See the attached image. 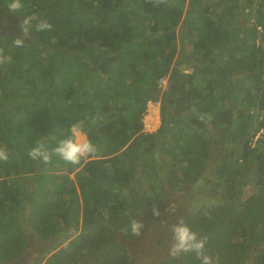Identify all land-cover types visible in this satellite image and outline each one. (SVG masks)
Here are the masks:
<instances>
[{"label": "trees", "instance_id": "1", "mask_svg": "<svg viewBox=\"0 0 264 264\" xmlns=\"http://www.w3.org/2000/svg\"><path fill=\"white\" fill-rule=\"evenodd\" d=\"M6 1L0 49L11 62L0 65V147L8 153L0 161V263L21 255L29 239L45 248L73 227L77 234L61 248L56 241L39 249L35 264H132L129 243L144 236L131 234L130 221L152 208L145 235L162 247L157 230L167 221L161 204L168 188L177 180L202 185L204 196L212 177L224 187L221 201L198 203L183 221L208 237L215 264H264V169L256 174L258 192L239 196L264 140V0L242 34L232 20L254 0H21L15 14ZM29 15L52 28L36 32L33 21L30 38L14 47ZM163 77L168 87L160 93ZM148 102L159 104L160 126L151 133L142 125ZM256 109L262 113L254 117ZM77 122L94 155L76 165L55 155L49 164L29 158L37 143L51 151ZM259 130L263 137L252 146ZM233 147L240 153L230 158ZM24 177L34 180L27 194ZM158 264L199 261L183 253Z\"/></svg>", "mask_w": 264, "mask_h": 264}, {"label": "clouds", "instance_id": "2", "mask_svg": "<svg viewBox=\"0 0 264 264\" xmlns=\"http://www.w3.org/2000/svg\"><path fill=\"white\" fill-rule=\"evenodd\" d=\"M23 8L21 0H11L8 4L9 13H17ZM35 15L25 16L21 24V37L15 38L12 43L14 47H23L25 38H30V29L32 22L37 21ZM52 25L46 20H38L35 24V31L42 32L51 30ZM11 62V56H6L3 49H0V65ZM195 111V109H194ZM207 114H201L200 120H204ZM211 119L210 116H207ZM66 138L60 140L55 148L49 151L44 144L37 143L28 151V156L34 161L44 164L52 162L53 155L58 156L61 160L73 165L79 164L81 158L92 156L96 153V146L87 138V132L82 122L72 124L68 130ZM8 153L6 149L0 147V161H7ZM153 215L158 216L159 213L153 206ZM130 231L133 236L139 237L144 229V224L140 220L133 219L130 221ZM172 243L168 249V255L176 258L183 253H194L199 264H215V258L209 254L206 249L208 242L207 236H198L191 228L182 220L171 225Z\"/></svg>", "mask_w": 264, "mask_h": 264}, {"label": "rangeland", "instance_id": "3", "mask_svg": "<svg viewBox=\"0 0 264 264\" xmlns=\"http://www.w3.org/2000/svg\"><path fill=\"white\" fill-rule=\"evenodd\" d=\"M6 2H7L6 6L8 7V4L11 2V0H7ZM259 4H260V0H254V3L251 6L246 7L244 17L232 20V23L234 26H236V27L239 26L238 29L240 30L241 34L244 32V29L247 26L246 20H247L248 14H250V17L252 19L251 22L253 24L256 23V21L254 22V20H256V19L254 18V11L253 10H254V8H257L259 6ZM234 26H231V27L234 28ZM246 41H247V39H246ZM177 50H179V45L177 47ZM233 82L236 83V86H235L236 91L241 93V91L243 89L242 88L243 84L240 82V80L238 81V77L234 78ZM167 87H168V81H166V83L161 88H159L160 93L165 91L167 89ZM262 87H264V85ZM151 104L158 108L157 116L159 119V104L158 103H152V102H151ZM146 110H147V107H146ZM146 110L143 113V117H142L143 130L145 132H149V133L155 132L160 126V120H158L159 123H157V126L159 124L158 127L156 126V127L150 128V129L146 128L144 121H143L144 115L146 114ZM250 113H252L254 115V117H257V116L261 115L262 111L256 109V110L250 111ZM262 133L263 132L259 130V132L256 134L255 138L251 141L252 146L254 145L257 138L261 139L263 137ZM239 153H240L239 149L234 150V147H233L232 148V155L230 158L238 157ZM84 158L86 159L87 157H84ZM253 161H254L253 167L251 169V172L247 176L248 182L243 187L241 194L239 195L241 198V201H243L247 196H249L253 193H257L259 190V187L256 183V174L259 170L264 169V140L260 144V148H259L257 157ZM210 174L206 173V175H210ZM71 176L72 175H70L69 177H71ZM178 177L180 178V175H178ZM210 177H211V175H210ZM203 179H205V178H203ZM33 181L34 180L32 179V177H24L22 179V182L19 184L22 189H25L24 192L26 194L29 193L30 190L32 189V187L34 186ZM166 181L167 180H165L164 183H166ZM177 181H179V180H177ZM177 181H175L171 184V189L168 188V190H171V192H169L168 196H165L164 202H163V204H161L162 205L161 210L165 212V214H166L165 219L167 221H166V223L162 224L164 229L162 230L159 228L157 230V234H161L163 236L168 234L167 229L170 228V231H171V225L175 224L177 222V220H180V219L183 220L188 215V213H190V211H193V209L196 206H199L198 203L206 202L208 204L210 203L212 205H215L221 201L222 195L224 193V187L223 186L220 187V182L217 179H215V180L212 179V177L210 178L209 184L207 186L208 194H206L204 196L201 195V192H200V188L203 187L202 185L196 186L197 184L191 183V184H187L184 186L183 185L178 186V184L176 183ZM211 187L213 188V191H211V189H212ZM146 195L150 196V195H152V193L147 190ZM39 198H40V196H37L36 200H39ZM151 203H152V205L154 204V198H153V200H151ZM151 210H152V208H150L146 212V214L145 213L140 214L139 220L143 224L147 223L146 225H153V221L152 220L148 221V218H147L150 215L151 212H149V211H151ZM24 214H25V212H24ZM146 225L144 224V226H146ZM147 232H148L147 229H143V235H145V233H147ZM68 234H69V236H74L77 233H75L73 227H69V229L63 231V233L58 234L57 237L55 238L56 240L47 241L45 243V248L43 247V245L36 246L34 244L35 242L32 241L31 239L28 240V244H30V249H32V251H37L41 248H44L46 250L48 247L53 246L56 243V241H57V244L59 241L61 242L64 238V235L68 236ZM153 237H154V235H151V238H153ZM167 237L168 236H166V238ZM145 240H147V239H145ZM148 241H151V240H148ZM141 249L143 250L144 248L141 247ZM154 250L160 251V252L162 251L164 253V250H162L160 247L154 248ZM246 264H254V262L252 260H249Z\"/></svg>", "mask_w": 264, "mask_h": 264}, {"label": "flooded vegetation", "instance_id": "4", "mask_svg": "<svg viewBox=\"0 0 264 264\" xmlns=\"http://www.w3.org/2000/svg\"><path fill=\"white\" fill-rule=\"evenodd\" d=\"M143 236L144 238L141 241H133L129 243L131 246L130 249L133 258L132 264H158L161 260L170 258V256L168 255V249L170 244L172 243V235L170 236V240L168 234L164 236L165 240L163 246L160 247L162 250H164V253L162 251L160 252L154 250V248H157V246L155 245V241H147L145 240L147 239L146 235ZM166 236L168 237L166 238ZM141 247H143L144 249L142 250ZM29 248L30 244L26 243L24 251L21 253V255H19L15 259L0 264H17L16 261L20 259V257H26L20 264H35L36 259L34 261L30 260L31 253L29 251Z\"/></svg>", "mask_w": 264, "mask_h": 264}, {"label": "bare ground", "instance_id": "5", "mask_svg": "<svg viewBox=\"0 0 264 264\" xmlns=\"http://www.w3.org/2000/svg\"><path fill=\"white\" fill-rule=\"evenodd\" d=\"M144 124L147 128H151L152 126H157L158 118H157V111L156 107L152 104H148V108L146 114L144 116Z\"/></svg>", "mask_w": 264, "mask_h": 264}, {"label": "crops", "instance_id": "6", "mask_svg": "<svg viewBox=\"0 0 264 264\" xmlns=\"http://www.w3.org/2000/svg\"><path fill=\"white\" fill-rule=\"evenodd\" d=\"M148 104H151V102H148ZM148 104H147V108H148ZM154 106V105H153ZM156 107V106H155ZM147 111V110H146ZM156 111H158V108L156 107ZM145 116V115H144ZM157 118H158V116H157ZM159 120V119H158ZM159 123V122H158ZM158 126H159V124H158ZM157 126V127H158ZM152 127H154V126H152ZM151 127V128H152ZM156 127V126H155ZM147 128V127H146ZM148 129H150V128H148ZM70 178H73V175L70 177ZM60 233H63V231H60L58 234H60ZM57 234V235H58ZM57 235H56V237H57ZM67 236L66 235H64V238H63V240L60 242H58V244H59V247H58V249L59 248H61L62 246H64L68 241L65 239ZM51 240H56L55 238L54 239H51ZM168 249V248H167ZM29 251H30V260H35V259H37L40 255H41V253H38V250L37 251H32V249H30L29 248ZM53 253V252H52ZM45 255V254H44ZM48 255H46V257H47Z\"/></svg>", "mask_w": 264, "mask_h": 264}, {"label": "built area", "instance_id": "7", "mask_svg": "<svg viewBox=\"0 0 264 264\" xmlns=\"http://www.w3.org/2000/svg\"><path fill=\"white\" fill-rule=\"evenodd\" d=\"M166 81H167L166 77L159 79L157 82V87L161 88L166 83Z\"/></svg>", "mask_w": 264, "mask_h": 264}, {"label": "water", "instance_id": "8", "mask_svg": "<svg viewBox=\"0 0 264 264\" xmlns=\"http://www.w3.org/2000/svg\"><path fill=\"white\" fill-rule=\"evenodd\" d=\"M26 257H20V259H18L17 261H16V263L17 264H20L21 262H22V260H24Z\"/></svg>", "mask_w": 264, "mask_h": 264}]
</instances>
